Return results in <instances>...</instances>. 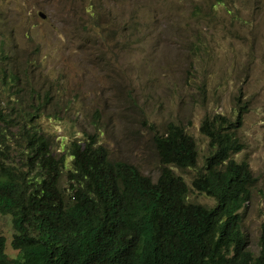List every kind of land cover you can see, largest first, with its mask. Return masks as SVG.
I'll use <instances>...</instances> for the list:
<instances>
[{
    "label": "rangeland",
    "instance_id": "rangeland-1",
    "mask_svg": "<svg viewBox=\"0 0 264 264\" xmlns=\"http://www.w3.org/2000/svg\"><path fill=\"white\" fill-rule=\"evenodd\" d=\"M39 11L45 15L41 16ZM254 184L240 209L248 248L258 254L264 229V0H0V132L6 159L25 167V133L36 129L63 156L94 137L110 160H124L156 180L154 136L181 124L198 148L195 166L172 165L187 200L208 207L214 196L191 181L213 150L204 117L233 120ZM30 122V123H29ZM11 214L0 212L5 251Z\"/></svg>",
    "mask_w": 264,
    "mask_h": 264
},
{
    "label": "trees",
    "instance_id": "trees-1",
    "mask_svg": "<svg viewBox=\"0 0 264 264\" xmlns=\"http://www.w3.org/2000/svg\"><path fill=\"white\" fill-rule=\"evenodd\" d=\"M242 111L200 124L213 150L191 183L215 197L210 207L187 200L188 185L172 169L195 166L198 157L194 137L179 123L154 136L156 180L132 163L110 160L94 137L71 141L68 191L63 156L53 155L42 132L28 130L24 168L0 148V212L11 214L18 249L8 256L0 234V264H264V229L254 254L240 226L255 181L248 161L231 156L243 147L236 134ZM0 119L9 121L1 110Z\"/></svg>",
    "mask_w": 264,
    "mask_h": 264
},
{
    "label": "water",
    "instance_id": "water-1",
    "mask_svg": "<svg viewBox=\"0 0 264 264\" xmlns=\"http://www.w3.org/2000/svg\"><path fill=\"white\" fill-rule=\"evenodd\" d=\"M39 14H41V16H44L45 15L42 11H39Z\"/></svg>",
    "mask_w": 264,
    "mask_h": 264
},
{
    "label": "clouds",
    "instance_id": "clouds-1",
    "mask_svg": "<svg viewBox=\"0 0 264 264\" xmlns=\"http://www.w3.org/2000/svg\"><path fill=\"white\" fill-rule=\"evenodd\" d=\"M101 144V143H100ZM124 161V160H123Z\"/></svg>",
    "mask_w": 264,
    "mask_h": 264
}]
</instances>
